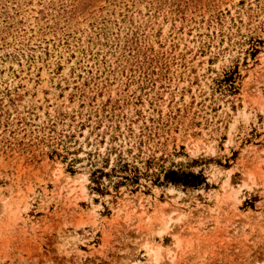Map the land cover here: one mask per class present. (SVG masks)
<instances>
[{
  "label": "rangeland",
  "instance_id": "rangeland-1",
  "mask_svg": "<svg viewBox=\"0 0 264 264\" xmlns=\"http://www.w3.org/2000/svg\"><path fill=\"white\" fill-rule=\"evenodd\" d=\"M0 264H264V0H0Z\"/></svg>",
  "mask_w": 264,
  "mask_h": 264
}]
</instances>
